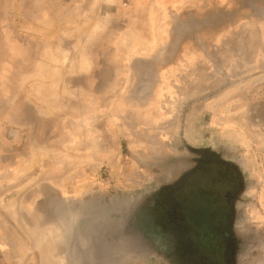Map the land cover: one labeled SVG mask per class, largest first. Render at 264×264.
Returning <instances> with one entry per match:
<instances>
[{
	"label": "rangeland",
	"instance_id": "1",
	"mask_svg": "<svg viewBox=\"0 0 264 264\" xmlns=\"http://www.w3.org/2000/svg\"><path fill=\"white\" fill-rule=\"evenodd\" d=\"M0 264H264V0H0Z\"/></svg>",
	"mask_w": 264,
	"mask_h": 264
},
{
	"label": "flooded vegetation",
	"instance_id": "2",
	"mask_svg": "<svg viewBox=\"0 0 264 264\" xmlns=\"http://www.w3.org/2000/svg\"><path fill=\"white\" fill-rule=\"evenodd\" d=\"M222 173H224L225 176H221L218 173H207L204 175V180L203 182L207 183H212L213 181L219 182L222 185V188L224 189L223 194L221 193V195L218 193V191L216 190V188L214 189H210V190H205V185L201 186V185H197L196 189H198V191H200V189H203V191H205L208 194H215L213 195V198L210 196H202L200 198L197 197V201L199 203L204 204L203 205V209H206L207 211H210L212 209L216 210L218 207L224 206L223 204H226V202L229 200V195L231 194V192L233 191V187H234V180L231 178V176L226 173L225 171H220ZM208 175H212L213 178L209 179ZM209 180V181H208ZM210 187V186H208ZM215 199V200H214ZM212 200H214L213 202H211Z\"/></svg>",
	"mask_w": 264,
	"mask_h": 264
}]
</instances>
